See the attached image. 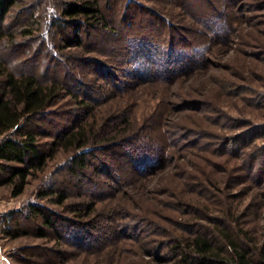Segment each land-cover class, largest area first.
<instances>
[{
	"label": "rangeland",
	"instance_id": "obj_1",
	"mask_svg": "<svg viewBox=\"0 0 264 264\" xmlns=\"http://www.w3.org/2000/svg\"><path fill=\"white\" fill-rule=\"evenodd\" d=\"M97 2L105 26L96 23L76 32L71 24L53 26L56 0H41L34 9L41 39L17 35L23 40L19 56H24L22 61L45 62L46 73L64 78L83 100L101 91L100 116L124 107L140 140L147 138L142 149L149 157L131 156L124 142L102 153L121 181L114 196L95 201L94 213L107 214L121 206L114 230L100 213L96 225L83 220L76 226L78 217L66 203L87 201L85 193L71 188L63 203L35 195L36 188L58 175L54 172L66 151L57 150L19 193L11 195L9 186L1 184L0 264H138L141 258L154 262L155 254L167 253L169 239L153 224L181 233L185 231L175 220L198 228L207 223L206 216L229 212L263 242L264 0ZM25 16L20 10L14 24L21 25ZM55 58L60 61L56 65ZM75 107L69 101L55 108L62 110L63 120ZM159 145L162 157L154 154ZM247 162L252 167L246 168ZM104 179L111 183L109 177L94 176L98 182ZM86 190L100 187L87 183ZM30 201L59 215L56 230L61 237L43 225L45 235L35 234L40 217L28 215ZM68 220L74 221L81 239L120 235L114 242L99 240L91 248L76 249L63 240L67 230L75 229L67 228ZM135 233L139 242L131 236ZM57 248L64 251L53 253Z\"/></svg>",
	"mask_w": 264,
	"mask_h": 264
},
{
	"label": "trees",
	"instance_id": "obj_2",
	"mask_svg": "<svg viewBox=\"0 0 264 264\" xmlns=\"http://www.w3.org/2000/svg\"><path fill=\"white\" fill-rule=\"evenodd\" d=\"M40 1L0 0V185H8L11 195L19 193L28 177L42 171L57 150L66 151L63 162L54 172L58 175L36 188L35 195L52 197L53 201L63 203L72 194L71 188L79 191V194L85 193L89 198L87 201L77 200L66 204L73 215L78 217L74 220L76 226L83 220L96 225V217L99 213H104H94L95 201L103 199V195L114 196V189L119 190L118 183L121 181L119 176L111 173L108 162L101 158L103 151L106 147L124 142L128 144L131 156L135 153L134 156L145 160L149 156L142 145H147L148 141L147 138L140 140L142 136L129 124L124 107L113 108L111 112L100 116L97 104L103 101L98 98L101 91L89 96L88 101L83 100L77 91L67 86L64 78L46 73L45 62L21 60L24 56H19L18 51L23 40L18 39L17 35L39 37L40 32L37 30L40 20L34 9H39ZM56 5L58 13L51 23L57 28L71 24L77 32L81 27L86 29L96 23L102 24L101 26L106 24L97 0H56ZM20 10H24L26 16L21 25H17L18 23H14L17 22ZM76 43L79 44V41ZM50 56L53 58L51 52L48 53V57ZM132 58L135 59V56ZM56 61L60 62L55 58L54 65L57 64ZM61 62L66 65V61ZM133 69L140 71L136 67ZM69 101L74 102L76 107L71 110L67 108L66 111H70L61 120L59 113L62 110L55 107ZM126 129L129 131L127 135L122 134ZM44 136L49 138L43 139ZM158 147L154 148V154L162 157V149L160 145ZM139 149L140 152H135ZM247 167H252V162H247ZM96 174L109 177L112 185L107 179L102 182L94 180ZM87 183L100 187V190L87 191ZM173 206L177 209L179 207L176 204ZM115 207L102 215L112 222L108 227L111 230L115 229L114 219L122 214L121 206ZM27 210L28 215L40 217V226L35 228L36 235H45L41 227L43 225L51 228L56 236H62L56 230L59 215L55 211L35 201L28 202ZM236 216L231 212L228 215L223 213L222 216H206L207 223H202L198 228H191L190 224L175 220L180 229L185 231L181 233L168 231L159 223L153 224L154 229L158 227V232H167V253L161 256L155 254L157 260L154 262L141 258L137 263L158 264V259H164L167 261L165 264H264V231L263 242H260L258 236L249 234L240 226ZM74 221H66L68 229L75 228L72 224ZM78 229L84 234L88 233L86 227ZM75 230L77 228L64 232L66 235L63 240L76 249L91 248L99 240L114 242L120 235L81 239L79 231ZM131 236L134 241L141 240L137 233ZM139 245L138 243L137 246ZM63 251L62 248H57L53 253Z\"/></svg>",
	"mask_w": 264,
	"mask_h": 264
}]
</instances>
